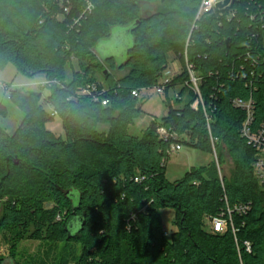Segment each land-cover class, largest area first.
<instances>
[{
    "label": "trees",
    "instance_id": "16d2710c",
    "mask_svg": "<svg viewBox=\"0 0 264 264\" xmlns=\"http://www.w3.org/2000/svg\"><path fill=\"white\" fill-rule=\"evenodd\" d=\"M88 1L92 11L74 25ZM71 2L65 14L60 0H0V70L13 64L26 77L42 74L58 82L45 88L46 94L9 93L24 117L13 135L0 127V234L12 248L26 240L61 243L65 254L60 264L72 258L77 264H264V185L253 172L255 151L240 134L244 114L231 104L252 95L256 124L264 123V0H240L232 21L200 20L188 48L190 62L204 75L202 96L207 105H216L212 131L220 164L228 157L234 165L231 180L224 178L229 202L251 203L246 216L234 217L241 247L245 241L252 244V253L242 248L241 254L231 231L204 230V217L225 207L216 162L193 168L175 182L165 177L168 144L157 135L159 124L175 126L189 134L184 144L213 154L204 114L190 108L195 95L190 92L182 108L171 106L161 122L153 121L140 136L130 133L144 101L131 92L154 87L171 55L184 62L201 0ZM156 3L157 10L144 16L142 5ZM115 29L128 30L133 40L121 65L95 53ZM74 62L83 78L74 73L67 81ZM107 68L126 74L105 75ZM249 69L256 72L250 87L242 78ZM100 73L107 106L78 93L80 86L98 83ZM186 78H176L172 87ZM185 91L181 88L180 94ZM46 103L61 119L64 138L47 129L55 117L47 113ZM7 114L0 101V118ZM101 125L108 129L100 130ZM138 176L145 180L136 183ZM163 209L174 211L176 230L168 236ZM15 255L14 249V262ZM7 261L0 257V264Z\"/></svg>",
    "mask_w": 264,
    "mask_h": 264
},
{
    "label": "rangeland",
    "instance_id": "374dc122",
    "mask_svg": "<svg viewBox=\"0 0 264 264\" xmlns=\"http://www.w3.org/2000/svg\"><path fill=\"white\" fill-rule=\"evenodd\" d=\"M90 1H88L89 3ZM71 0H60V7H62L63 13L65 9L69 8V12L72 8ZM87 3V6H88ZM159 3L156 4H143V15H150L157 10ZM133 45L132 37L126 29H115L111 39L101 42L95 49V53L102 60L107 58H115L118 65L125 63L127 59V52ZM174 59L170 57V62ZM108 73L115 75L117 78L123 77L126 72H120L117 70H111L107 68ZM78 74V78L82 79L80 75L79 67L76 62L72 66V69L67 68V81H71L73 76ZM95 79L98 83L103 84V88L107 89L105 85L103 74H96ZM45 76L40 74L34 78H29L20 73L13 64L6 66L4 70H0V101L7 108V117L0 118V127L4 129L9 135L15 134L18 127L23 120L24 114L18 109V107L10 99V91L22 90L24 92H41L46 94V89L42 87L46 83ZM85 87L80 86V89ZM180 88H172L164 95H159L156 92H146L140 98H144L142 102V112L137 118L135 125L130 127V133L135 136H140L142 132L153 122H161L164 117L169 113L170 107L173 109L182 108L189 99L188 92L185 91L182 94V103H175V96L179 93ZM47 104V103H46ZM47 113H51L53 109L49 104L45 107ZM47 129L52 131L56 136H65L62 121L59 117H55L52 123L47 124ZM100 130H107L108 125H101ZM214 161V156L207 151L192 147L184 144L182 150L168 157L166 162L165 177L169 182H175L184 178L187 172L193 168H201L208 166ZM218 170V169H217ZM234 170V165L231 160L226 157L224 164H221V173L218 170L219 177L227 178L231 180ZM49 205L48 207H51ZM163 225L166 230L175 231L176 227L172 223L174 211L170 209H163L161 211ZM2 215V207L0 206V218ZM204 230L207 232L205 223ZM208 233V232H207ZM16 250L15 259H11V251ZM80 254L81 249H78ZM63 245L61 243L49 244L41 243L37 241H22L15 248H12V243L7 241L4 235L0 234V257L8 260L6 264H60V259L64 255ZM68 264H77L75 258L70 259Z\"/></svg>",
    "mask_w": 264,
    "mask_h": 264
},
{
    "label": "built area",
    "instance_id": "2783aa9c",
    "mask_svg": "<svg viewBox=\"0 0 264 264\" xmlns=\"http://www.w3.org/2000/svg\"><path fill=\"white\" fill-rule=\"evenodd\" d=\"M226 0H201L196 19L192 28V31L187 39L185 52H184V62H181L179 59L174 57L173 61L170 62L167 68L163 71L160 79L157 84L152 88L142 89V90H133L132 96L140 98L146 92L154 91L159 95H164L167 93L169 89L172 88H185L189 93L192 92L195 95L194 101L190 103V108L194 111L202 110L206 122L207 132L210 139V144L213 151L214 161L216 162L217 169L221 173V164L219 160V155L217 151L218 139L214 137L212 131V124L214 122L213 115L216 111V105L210 103L206 104L202 93H201V85L204 80V75L199 74L197 70V66L190 62L188 58V48L191 45L192 41V33L194 30L198 29V22L204 18H225L227 21H232L238 17V9L235 7L236 3L240 0H231L230 4L224 9H218L217 5L219 3H224ZM93 9V5L88 3L86 10L83 12L82 16L75 20L74 25L80 23V20L87 14L90 13ZM245 9V13H248ZM65 14H69V8L65 9ZM255 14L252 15V17ZM256 36L253 34L250 37V43L254 41ZM252 47V46H250ZM170 56V57H171ZM169 57V58H170ZM209 54H205L204 59H208ZM199 58H202L200 56ZM187 76L186 80L182 83H178L175 87H172L176 78H179L183 75ZM233 74V73H232ZM231 74V75H232ZM239 72H237L236 77H239ZM209 76H213V73L210 72ZM243 80L247 82V86H253L256 79V72L254 69H249L242 76ZM249 81V82H248ZM58 82L56 80H48L46 83L42 85L44 88H48L52 85H56ZM179 93L175 96L176 100H183L182 95ZM107 92L106 88H101L99 83H89L85 87L79 89V94L84 96H90V98L94 102H99L103 106H107L109 101L104 98V94ZM213 98V97H212ZM233 108L243 112L244 120L242 123V127L240 130V134L242 138H244L247 144L255 151V159L252 164L253 172L255 177L259 181L260 184L264 185V123L256 124V110L257 103L252 95L248 98H234L231 102ZM52 116H57V112H52ZM157 135L159 136L161 141H164L168 144L167 156L171 157L173 154L180 152L182 150V146L185 142H189V134L182 133L177 130L175 126H167L163 124H159L157 126ZM167 160L163 161L162 165L165 166ZM145 180V177H136L135 182L141 183ZM221 185L224 191V195L222 197V201L224 203V208L215 216H205L204 223L207 229V232L210 234H220L224 235L227 232L231 231L235 237L236 246L238 252L241 254L242 248L245 249L246 252L252 253V244L249 241H245L243 243V247H241V243L237 239V234L240 229L236 226L234 217H244L251 211V203H238L232 205L229 202V198L226 194L224 179L220 177ZM169 232L165 229V236H168Z\"/></svg>",
    "mask_w": 264,
    "mask_h": 264
},
{
    "label": "water",
    "instance_id": "95a60500",
    "mask_svg": "<svg viewBox=\"0 0 264 264\" xmlns=\"http://www.w3.org/2000/svg\"><path fill=\"white\" fill-rule=\"evenodd\" d=\"M230 2H231V0H226L224 3H219V4L217 5V8H218V9H224L225 7H227V6L230 4ZM229 41H230V40H228L226 43L229 44ZM107 74H108V72L105 71V75H107ZM72 229H73V228H72Z\"/></svg>",
    "mask_w": 264,
    "mask_h": 264
}]
</instances>
